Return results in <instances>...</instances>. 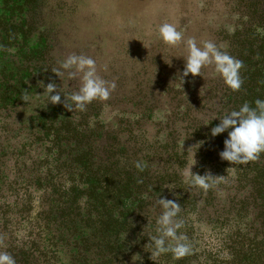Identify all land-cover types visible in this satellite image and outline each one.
<instances>
[{
  "label": "trees",
  "instance_id": "obj_1",
  "mask_svg": "<svg viewBox=\"0 0 264 264\" xmlns=\"http://www.w3.org/2000/svg\"><path fill=\"white\" fill-rule=\"evenodd\" d=\"M30 2L0 0V10L24 20ZM234 9L233 35H220L222 50L243 62L241 89L231 91L204 68V77H185L195 80V89H176L180 80L162 89L175 98L186 94L185 103L165 105L163 119L152 118L162 110L158 99L146 107L139 102L144 108L131 112L134 118L115 125L101 117V101L76 113L63 103L46 106L38 95L43 84L78 89L45 65L25 63L22 75L0 77V113L8 117L0 121V251L16 264H155L145 246L161 211L156 202L167 198L181 206L192 254L178 261L164 254L159 264H264V154L233 165L219 156L227 132L211 136L217 117L264 99V0H236ZM54 47L49 43L37 55ZM15 83L29 102L3 96L21 95ZM137 161L146 165L143 172ZM190 161L194 173L221 177L207 193L184 183L181 172Z\"/></svg>",
  "mask_w": 264,
  "mask_h": 264
},
{
  "label": "rangeland",
  "instance_id": "obj_2",
  "mask_svg": "<svg viewBox=\"0 0 264 264\" xmlns=\"http://www.w3.org/2000/svg\"><path fill=\"white\" fill-rule=\"evenodd\" d=\"M235 1L140 0L135 5L134 0H31L32 10L24 20L18 12L0 10V77L10 71L22 75L30 62L51 71L69 55L82 54L96 61L100 76L117 85L110 98L101 101V117L115 125L116 120L133 117L131 112L144 108L139 102L145 100L146 107L158 99L162 110H156L152 118L163 119L167 115L165 105L171 103L173 108L185 103L186 94L175 98V93L162 89L179 80L178 74L171 73L185 66L187 49L183 42L176 47L164 45L158 39V26L173 23L183 32L184 41L195 38L198 44L212 41L221 46V31L233 35L236 27ZM52 42L55 47L47 55H37ZM197 82L206 83L207 79ZM187 85L195 89V80L184 78V83H176V89ZM13 86L21 95L10 97L6 92L3 96L26 103L22 97L28 94L18 90L21 85ZM71 86L78 89L79 80H71ZM6 116L1 112L0 121H7ZM157 129L152 127L151 131ZM2 133L0 128V137Z\"/></svg>",
  "mask_w": 264,
  "mask_h": 264
},
{
  "label": "clouds",
  "instance_id": "obj_3",
  "mask_svg": "<svg viewBox=\"0 0 264 264\" xmlns=\"http://www.w3.org/2000/svg\"><path fill=\"white\" fill-rule=\"evenodd\" d=\"M158 39L169 47H176L181 42L185 44L187 49V54L183 57L185 66L182 74H178L177 77L183 83L184 78L189 74L193 77H204L202 70L210 67L213 76L221 79L228 89L233 92L241 89L243 80L240 71L243 68V62L222 50V45L218 46L212 41L198 44L195 38L184 41V34L178 30L177 25L167 22L158 26ZM51 71L60 80L65 73L69 80L78 79V90L71 93L64 92L55 82H51L46 86L43 84L45 91L38 95L47 98L46 106L63 103L65 109L74 113L85 111L93 101H107L117 87L115 81H107L99 75L93 58L82 54L69 55L59 62L58 68H53ZM22 99L27 103L30 97L24 95ZM254 105L253 107L245 102L238 110L234 109L226 112L222 117H217L219 123L211 128V136L217 137L225 132L228 134L223 142L224 149L219 152L222 160L233 165H247L264 154V99L257 98ZM195 164L196 162L190 161L181 172L184 183L189 188L207 193L215 187L221 177L213 176L210 172L204 175L194 173L192 169ZM135 167L143 172L146 165L137 161ZM156 203L161 211L155 219V234L149 232L148 243L145 246V249L151 253V260L159 264V259L164 254L170 253L171 258L176 261L191 255V244L188 242L187 235L181 231L185 221L179 218L180 204L167 198H159ZM150 226L151 220L148 218L146 228ZM0 264H16V260L8 252L0 251Z\"/></svg>",
  "mask_w": 264,
  "mask_h": 264
},
{
  "label": "crops",
  "instance_id": "obj_4",
  "mask_svg": "<svg viewBox=\"0 0 264 264\" xmlns=\"http://www.w3.org/2000/svg\"><path fill=\"white\" fill-rule=\"evenodd\" d=\"M135 5L138 4L140 2V0H134ZM141 8H145V7H141Z\"/></svg>",
  "mask_w": 264,
  "mask_h": 264
}]
</instances>
